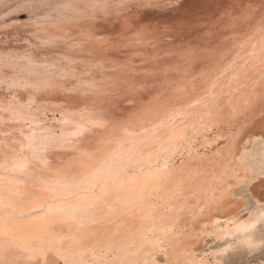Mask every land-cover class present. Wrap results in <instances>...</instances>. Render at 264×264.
Instances as JSON below:
<instances>
[{"label":"rangeland","instance_id":"374dc122","mask_svg":"<svg viewBox=\"0 0 264 264\" xmlns=\"http://www.w3.org/2000/svg\"><path fill=\"white\" fill-rule=\"evenodd\" d=\"M263 36L264 0H0V264H264Z\"/></svg>","mask_w":264,"mask_h":264},{"label":"bare ground","instance_id":"6f19581e","mask_svg":"<svg viewBox=\"0 0 264 264\" xmlns=\"http://www.w3.org/2000/svg\"><path fill=\"white\" fill-rule=\"evenodd\" d=\"M264 64V36L261 37L258 42H256V44L254 45V48L252 50V56H251V60L250 62H248L247 64V68L246 70L250 73H256V71L261 70L260 67H263L262 65ZM257 67V68H256ZM259 67V68H258ZM253 72V73H252ZM198 128V127H197ZM185 127H180L178 129H176L175 131H173L169 136L168 139L166 140L165 144H167L168 146L171 145L172 143H174L175 141L182 139L185 136ZM196 129V128H195ZM172 176H174V174L172 172H164L162 174H160L159 178L156 179L152 176L148 177L145 180L144 185L146 187L149 188H156L157 185L159 183V181L162 178H171ZM159 188V187H158ZM176 189V188H175ZM175 192L177 193V191L175 190Z\"/></svg>","mask_w":264,"mask_h":264}]
</instances>
